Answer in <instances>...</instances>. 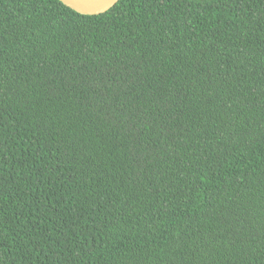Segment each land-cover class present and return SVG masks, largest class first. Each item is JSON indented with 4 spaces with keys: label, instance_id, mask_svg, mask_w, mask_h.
Returning <instances> with one entry per match:
<instances>
[{
    "label": "trees",
    "instance_id": "1",
    "mask_svg": "<svg viewBox=\"0 0 264 264\" xmlns=\"http://www.w3.org/2000/svg\"><path fill=\"white\" fill-rule=\"evenodd\" d=\"M0 264H264V0H0Z\"/></svg>",
    "mask_w": 264,
    "mask_h": 264
},
{
    "label": "water",
    "instance_id": "2",
    "mask_svg": "<svg viewBox=\"0 0 264 264\" xmlns=\"http://www.w3.org/2000/svg\"><path fill=\"white\" fill-rule=\"evenodd\" d=\"M65 5L82 14H102L113 8L120 0H61Z\"/></svg>",
    "mask_w": 264,
    "mask_h": 264
}]
</instances>
